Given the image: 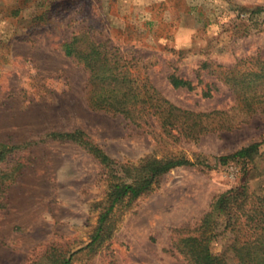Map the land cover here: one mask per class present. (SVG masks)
Listing matches in <instances>:
<instances>
[{
  "label": "rangeland",
  "instance_id": "1",
  "mask_svg": "<svg viewBox=\"0 0 264 264\" xmlns=\"http://www.w3.org/2000/svg\"><path fill=\"white\" fill-rule=\"evenodd\" d=\"M257 7L264 0H0V144L18 145L0 160V264H32L52 248L70 264H192L181 240L220 193L246 185L264 194L258 156L212 160L264 142V113L244 111L234 88L264 60ZM75 35L78 58L64 52ZM104 54L128 61L137 91L151 85L180 109L209 113L206 131L192 136L177 126L168 134L152 112L134 122L92 109L93 69ZM172 72L194 88L173 87ZM74 129L118 164L163 156L193 164L116 205L110 236L90 250L114 177L78 143L45 137ZM228 237L220 232L211 249L239 264L225 249Z\"/></svg>",
  "mask_w": 264,
  "mask_h": 264
},
{
  "label": "trees",
  "instance_id": "2",
  "mask_svg": "<svg viewBox=\"0 0 264 264\" xmlns=\"http://www.w3.org/2000/svg\"><path fill=\"white\" fill-rule=\"evenodd\" d=\"M262 11L264 7H257L251 12L259 14ZM78 40L75 35L65 43L66 55L79 57L73 46ZM88 43L96 49L100 45L91 40ZM120 59L115 58L112 62L104 54L102 61L95 65L91 80L94 85L88 102L92 109L112 114L121 113L134 122H138V116L143 113L152 112L157 116L162 130L168 134L177 126L189 129L187 131L191 132L188 134L192 136L206 131L202 118L209 113L180 109L151 85L143 84L142 92L137 91L128 78V61H120ZM254 61L256 68L246 71L244 76L235 82L234 88L239 98L238 104L244 111L264 113V60ZM168 79L173 87L194 88L190 80L175 72L170 73ZM181 118L184 120L181 121ZM45 137L78 143L107 166L114 177L108 184L105 205L99 213L97 224L86 245L90 250L96 249L110 236V217L116 205L124 200L130 202L148 191L159 176L173 167L193 164L187 158L176 156L146 158L138 165L118 164L92 143L87 134L80 129L53 130L46 133ZM262 144L264 142L255 141L233 154L213 156L212 160L214 163H226L231 158L252 159L256 156L264 160V150L260 148ZM16 147L18 145L1 143L0 160ZM115 162L117 166L114 167ZM119 170L122 174L118 175ZM220 232L229 235L225 249L233 252L239 264H264V194H257L246 185L220 193L211 208L203 215L196 233L186 235L181 240L182 248L185 249L192 264H229L224 251L216 253L210 246L211 240ZM70 259V255L52 248L41 261L32 264H70Z\"/></svg>",
  "mask_w": 264,
  "mask_h": 264
}]
</instances>
